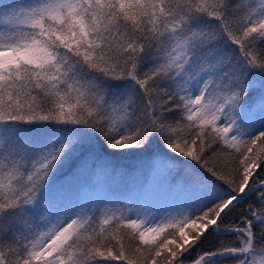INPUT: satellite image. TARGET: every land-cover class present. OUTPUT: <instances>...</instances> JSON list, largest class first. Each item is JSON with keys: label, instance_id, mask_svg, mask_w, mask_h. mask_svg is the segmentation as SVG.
<instances>
[{"label": "snow or ice", "instance_id": "snow-or-ice-1", "mask_svg": "<svg viewBox=\"0 0 264 264\" xmlns=\"http://www.w3.org/2000/svg\"><path fill=\"white\" fill-rule=\"evenodd\" d=\"M0 264H264V0H0Z\"/></svg>", "mask_w": 264, "mask_h": 264}, {"label": "rangeland", "instance_id": "rangeland-1", "mask_svg": "<svg viewBox=\"0 0 264 264\" xmlns=\"http://www.w3.org/2000/svg\"><path fill=\"white\" fill-rule=\"evenodd\" d=\"M114 159L117 160L119 165L125 166V167L135 166L137 163V161L132 159V158H114ZM112 184H113V187H116V186L119 187V181H113ZM122 186H123L122 195H132L133 192L135 191L134 186L131 185L130 183H128V184L122 183ZM105 190H106L105 181L103 179H101L96 186V191L102 192ZM113 191H115L117 193V191L114 188H113Z\"/></svg>", "mask_w": 264, "mask_h": 264}, {"label": "trees", "instance_id": "trees-1", "mask_svg": "<svg viewBox=\"0 0 264 264\" xmlns=\"http://www.w3.org/2000/svg\"><path fill=\"white\" fill-rule=\"evenodd\" d=\"M63 179V177H61V180ZM112 187H113V185H112ZM116 191H117V194H121L122 195V193H123V187H113ZM100 192V191H99ZM98 192V193H99ZM90 198H95V195H93V194H91L90 195Z\"/></svg>", "mask_w": 264, "mask_h": 264}]
</instances>
